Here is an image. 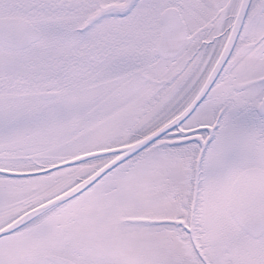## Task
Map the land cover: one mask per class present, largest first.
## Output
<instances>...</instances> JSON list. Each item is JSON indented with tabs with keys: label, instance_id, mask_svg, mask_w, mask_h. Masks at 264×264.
I'll return each instance as SVG.
<instances>
[{
	"label": "snow or ice",
	"instance_id": "6c2138e0",
	"mask_svg": "<svg viewBox=\"0 0 264 264\" xmlns=\"http://www.w3.org/2000/svg\"><path fill=\"white\" fill-rule=\"evenodd\" d=\"M0 264H264V0H0Z\"/></svg>",
	"mask_w": 264,
	"mask_h": 264
}]
</instances>
